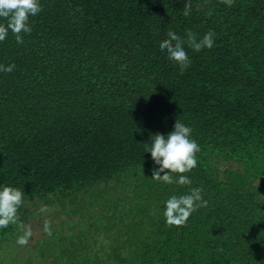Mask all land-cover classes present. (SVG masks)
Wrapping results in <instances>:
<instances>
[{
  "label": "trees",
  "instance_id": "1",
  "mask_svg": "<svg viewBox=\"0 0 264 264\" xmlns=\"http://www.w3.org/2000/svg\"><path fill=\"white\" fill-rule=\"evenodd\" d=\"M40 4L22 43L0 41L15 65L0 71V184L24 193L0 264H264V0ZM209 30L183 69L158 49ZM176 119L200 146L191 185L153 179L144 152ZM194 186L208 203L166 223L164 201ZM54 206L74 221L47 222Z\"/></svg>",
  "mask_w": 264,
  "mask_h": 264
},
{
  "label": "clouds",
  "instance_id": "2",
  "mask_svg": "<svg viewBox=\"0 0 264 264\" xmlns=\"http://www.w3.org/2000/svg\"><path fill=\"white\" fill-rule=\"evenodd\" d=\"M40 11V0H0V18H3L0 21V41H3L11 31L15 34L17 43H22L21 33H29L32 30L29 17L35 16ZM183 14H189L187 7ZM185 43L194 51H200L202 48L212 47L214 37L211 30L206 31L199 38L189 31L186 39L176 32H168L167 38L158 44V49L167 59L174 61L183 69L190 63L184 47ZM14 67L12 63L0 64V71L11 72ZM191 133L190 125L176 119L170 131L166 133L158 131L150 135V143H145L144 152L150 154L149 158L154 165L151 169L153 179L165 184H192L191 177L184 173L191 171L197 165L196 153L200 151V146ZM173 173L176 174L175 177ZM23 196L24 193L20 188L0 184V227L17 222V210L23 202ZM207 203L200 186L190 187L187 192L179 195L172 194L164 201L165 222L183 225L196 208ZM28 235L30 228L26 227L24 235L18 237V243H25Z\"/></svg>",
  "mask_w": 264,
  "mask_h": 264
},
{
  "label": "rangeland",
  "instance_id": "3",
  "mask_svg": "<svg viewBox=\"0 0 264 264\" xmlns=\"http://www.w3.org/2000/svg\"><path fill=\"white\" fill-rule=\"evenodd\" d=\"M87 203V202H86ZM88 204V203H87ZM99 206H95V209H98ZM76 215L73 216H67L63 211H61L60 208L57 206H54L52 208H49L48 212L45 214L46 221L52 222L54 224H59L61 221L65 222H73ZM32 226L30 228V235L33 234L32 239H35L38 235H40L42 226L44 224V220H42L38 215L32 218ZM35 223L37 224V227L35 226ZM18 240V239H17Z\"/></svg>",
  "mask_w": 264,
  "mask_h": 264
}]
</instances>
